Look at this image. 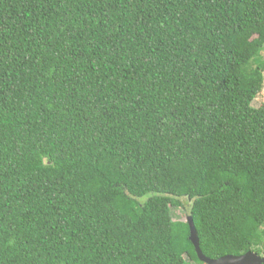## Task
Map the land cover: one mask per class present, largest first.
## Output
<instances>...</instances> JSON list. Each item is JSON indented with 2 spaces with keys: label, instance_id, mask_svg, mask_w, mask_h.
Segmentation results:
<instances>
[{
  "label": "trees",
  "instance_id": "16d2710c",
  "mask_svg": "<svg viewBox=\"0 0 264 264\" xmlns=\"http://www.w3.org/2000/svg\"><path fill=\"white\" fill-rule=\"evenodd\" d=\"M264 0H0V264L264 256Z\"/></svg>",
  "mask_w": 264,
  "mask_h": 264
},
{
  "label": "water",
  "instance_id": "95a60500",
  "mask_svg": "<svg viewBox=\"0 0 264 264\" xmlns=\"http://www.w3.org/2000/svg\"><path fill=\"white\" fill-rule=\"evenodd\" d=\"M186 222L189 227V240L194 246V250L200 261L205 264H264V256H259L252 251H247L241 255H225L217 259L206 257L199 246L197 230L194 226L193 219L190 215L187 216Z\"/></svg>",
  "mask_w": 264,
  "mask_h": 264
},
{
  "label": "rangeland",
  "instance_id": "374dc122",
  "mask_svg": "<svg viewBox=\"0 0 264 264\" xmlns=\"http://www.w3.org/2000/svg\"><path fill=\"white\" fill-rule=\"evenodd\" d=\"M252 105L256 108H264V86L260 94L256 97V99L253 101ZM187 205L185 207H179L172 209V217L174 220L179 221H186L187 218V211H186Z\"/></svg>",
  "mask_w": 264,
  "mask_h": 264
}]
</instances>
